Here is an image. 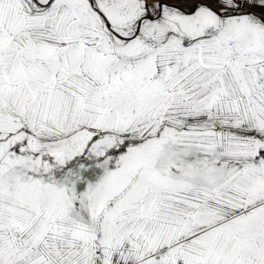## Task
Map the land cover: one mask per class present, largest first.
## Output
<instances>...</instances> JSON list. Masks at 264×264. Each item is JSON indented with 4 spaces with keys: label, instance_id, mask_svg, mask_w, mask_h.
<instances>
[{
    "label": "crops",
    "instance_id": "1",
    "mask_svg": "<svg viewBox=\"0 0 264 264\" xmlns=\"http://www.w3.org/2000/svg\"><path fill=\"white\" fill-rule=\"evenodd\" d=\"M218 1L191 11L101 0L122 38L106 33L91 0H0V134L40 154L100 141L96 128L106 140H139L146 117L159 125L161 107L184 98L188 152L264 151V23L243 13L264 16V0ZM166 121L176 145V121ZM104 184L76 183L71 219L57 199L37 208L31 183H0V264H152L151 253L198 234L203 216L193 214L209 205L202 188L121 204L102 198Z\"/></svg>",
    "mask_w": 264,
    "mask_h": 264
},
{
    "label": "rangeland",
    "instance_id": "2",
    "mask_svg": "<svg viewBox=\"0 0 264 264\" xmlns=\"http://www.w3.org/2000/svg\"><path fill=\"white\" fill-rule=\"evenodd\" d=\"M91 1L99 8L101 0ZM135 1L129 0V4ZM39 2L32 0L34 5ZM142 3L150 8L159 7L153 1ZM133 32L131 36L135 29ZM106 33L116 35L107 26ZM156 100L152 95L146 96L147 102ZM161 100L166 99L162 96ZM160 110L162 123L154 125L157 117L151 113L145 119L144 129L150 134L139 140H106L109 130L96 128L102 130L98 138L102 140L64 152L40 154L31 150L29 142L0 134V183H31V196L39 209L51 207L58 200L68 207L76 183H105L107 189L102 198H115L121 204L139 201L142 196L147 200L160 191L174 200H185L186 188H202L209 205L198 207L193 214L203 216L195 229L198 234L189 233L187 245L178 242L168 254L151 253L150 262L264 264V151L219 158L188 152V139L183 134L188 129V101L177 98L172 107ZM145 111L150 113L152 108ZM166 119L176 121V145L165 137V132L175 130H169L170 126L163 122H168ZM65 216L74 217L71 207ZM107 221L99 218L98 225L105 228ZM185 246L188 258L183 250L179 252Z\"/></svg>",
    "mask_w": 264,
    "mask_h": 264
},
{
    "label": "built area",
    "instance_id": "3",
    "mask_svg": "<svg viewBox=\"0 0 264 264\" xmlns=\"http://www.w3.org/2000/svg\"><path fill=\"white\" fill-rule=\"evenodd\" d=\"M148 1H155L161 4H165L170 8H177V9H187L194 11L201 7H206L209 9H217L219 7L218 0H144Z\"/></svg>",
    "mask_w": 264,
    "mask_h": 264
},
{
    "label": "water",
    "instance_id": "4",
    "mask_svg": "<svg viewBox=\"0 0 264 264\" xmlns=\"http://www.w3.org/2000/svg\"><path fill=\"white\" fill-rule=\"evenodd\" d=\"M91 4H92L94 7H96V6L94 5V2H93V1H91ZM163 5H165V4H161V5H160V9H162ZM96 9H97V11H99V12L101 13V15L104 17V19H105V21H106V25H107V27H108V28H109L114 34H116L117 36L122 37V38H128V37H123V36L120 35L115 29H113L111 23H110V22L107 20V18L103 15V13L100 11V9H99L98 7H96ZM243 13H245V14H250V15H254V16L258 17V18L264 23V16H262V15H260V14H258V13H255V12H253V11H245V12H243ZM141 22H142V20L139 21V25H138V28H137L136 33H139V28H140L139 26H140V23H141Z\"/></svg>",
    "mask_w": 264,
    "mask_h": 264
}]
</instances>
